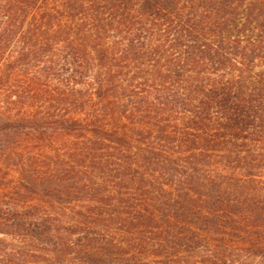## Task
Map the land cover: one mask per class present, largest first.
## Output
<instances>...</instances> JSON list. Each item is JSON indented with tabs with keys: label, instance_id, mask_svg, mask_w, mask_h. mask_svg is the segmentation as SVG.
<instances>
[{
	"label": "trees",
	"instance_id": "1",
	"mask_svg": "<svg viewBox=\"0 0 264 264\" xmlns=\"http://www.w3.org/2000/svg\"><path fill=\"white\" fill-rule=\"evenodd\" d=\"M0 123L74 136L0 145V264H264V0H0Z\"/></svg>",
	"mask_w": 264,
	"mask_h": 264
},
{
	"label": "rangeland",
	"instance_id": "2",
	"mask_svg": "<svg viewBox=\"0 0 264 264\" xmlns=\"http://www.w3.org/2000/svg\"><path fill=\"white\" fill-rule=\"evenodd\" d=\"M39 98L43 99V96L40 95ZM30 100L31 99H29V101ZM66 126H68V124H50V123L1 124L0 123V145L5 144V146H13V147L19 146L20 149L22 148L23 151L27 153L29 152V150L26 149L24 146L26 144H33L34 142H38L39 140H41L40 136H42L44 138V141H40V142H44L45 145L47 144L45 150H47V152L50 153L51 152L53 153L55 150L57 152V155L59 156L57 163L63 165L65 164L66 161L65 158L63 157L65 151L69 146L72 145V142L74 140V136L72 133L71 135L65 134V130L63 128ZM53 156H56V153L55 154L53 153ZM6 162H7L6 159H4L3 156H0V175L2 176L4 170L7 171V175L5 176L4 174L3 175L4 177H2V184L0 185V192L2 193H9V191H11V186L15 184L18 176L15 169L11 165L8 166L7 164H5ZM71 175L73 176V178L70 179H74L76 180L75 182L78 183L79 182L78 178L80 176H83L82 178H86V176H88V173L87 174H84L82 172L77 173L76 171L71 173ZM88 180L89 179H87L84 184L86 188L96 187V186L93 187L91 181ZM98 187L102 188L100 185ZM74 204L78 205L79 203H74ZM56 207L58 209H61L60 205H57Z\"/></svg>",
	"mask_w": 264,
	"mask_h": 264
}]
</instances>
